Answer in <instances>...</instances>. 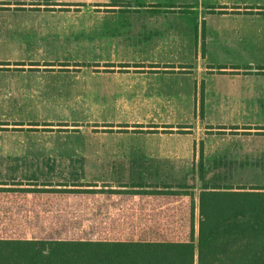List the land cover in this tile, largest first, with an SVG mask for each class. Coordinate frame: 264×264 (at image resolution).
<instances>
[{"label":"rangeland","instance_id":"374dc122","mask_svg":"<svg viewBox=\"0 0 264 264\" xmlns=\"http://www.w3.org/2000/svg\"><path fill=\"white\" fill-rule=\"evenodd\" d=\"M50 8L69 35L38 34ZM1 17L0 180L101 187L155 160L153 181L195 194L200 162L264 188V0H3Z\"/></svg>","mask_w":264,"mask_h":264},{"label":"trees","instance_id":"16d2710c","mask_svg":"<svg viewBox=\"0 0 264 264\" xmlns=\"http://www.w3.org/2000/svg\"><path fill=\"white\" fill-rule=\"evenodd\" d=\"M154 162L101 187L0 180V264H264V188L200 162L195 194L153 181Z\"/></svg>","mask_w":264,"mask_h":264},{"label":"crops","instance_id":"0c3cea01","mask_svg":"<svg viewBox=\"0 0 264 264\" xmlns=\"http://www.w3.org/2000/svg\"><path fill=\"white\" fill-rule=\"evenodd\" d=\"M0 1H3V0H0ZM13 1H19V0H13ZM58 1H61V0H58ZM6 6L8 7L9 5H6ZM15 12L16 13H20V14H19V17L17 18V20H15V21H17L16 26L13 25L12 26L13 28H11V29H13V31L18 30V34L24 35V31L27 29L28 26H25L23 24V20H25V19H22V12L21 11H17V10ZM35 13H36V15L34 16L35 17L34 19L37 20V21H42V20L43 21H45V20L53 21L54 20L56 22H60L61 21V23H59V24H57L55 26L38 24L36 26V28H37V30H39V33H38L39 35H47V36L52 35V36H55V37H61V36H64V35H69L68 28L64 24V22L67 20V18L64 17L63 12H61L59 10V8H50V10H48V11H44V12L43 11H37ZM3 20H5V18L1 17L0 18V30L3 29V28L4 29L6 28L5 30L3 29L4 31H6L7 28L9 27V25L7 27H5V25H2L1 22ZM255 51H257V50H255ZM244 94L253 95L252 97L246 98V99H250V100L251 99L252 100L253 99H258V97L255 98V95H257V93H244ZM260 94H263V92H260ZM238 95H240V94H238ZM238 97L239 96H237L236 98H238Z\"/></svg>","mask_w":264,"mask_h":264}]
</instances>
